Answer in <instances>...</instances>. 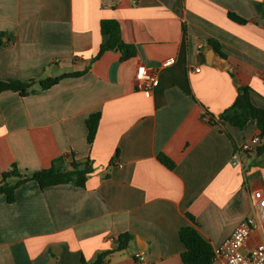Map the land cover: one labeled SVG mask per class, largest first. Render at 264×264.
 I'll use <instances>...</instances> for the list:
<instances>
[{
	"label": "crops",
	"instance_id": "0c3cea01",
	"mask_svg": "<svg viewBox=\"0 0 264 264\" xmlns=\"http://www.w3.org/2000/svg\"><path fill=\"white\" fill-rule=\"evenodd\" d=\"M102 20L118 22L133 57L108 51L90 63ZM0 40V82L87 70L25 97L0 93V180L13 167L30 176L70 155L92 167L84 188L29 181L12 204L0 196V264H80L104 252L107 264H137L138 252L145 264H182L181 228L214 249L254 213L249 191H264V158H231L257 129L227 124L231 141L208 116L229 108L239 87L264 110V0H0ZM139 66L155 72L148 96L136 89ZM263 232L264 224L250 243ZM122 234L131 239L117 251Z\"/></svg>",
	"mask_w": 264,
	"mask_h": 264
},
{
	"label": "trees",
	"instance_id": "16d2710c",
	"mask_svg": "<svg viewBox=\"0 0 264 264\" xmlns=\"http://www.w3.org/2000/svg\"><path fill=\"white\" fill-rule=\"evenodd\" d=\"M228 17L230 20L238 24H244L246 22L232 14H228ZM99 27L103 41L97 55L90 60V63L98 60L103 53L108 51L119 52L122 61L128 60L136 54L135 47L127 45L121 40L120 26L117 21L102 20ZM2 44L3 43L0 40V45ZM209 45L220 57H223L215 43L209 42ZM86 71L87 70L79 73H70L62 75L57 79H47L38 83L35 81H15L11 83L0 82V93L12 92L17 93L20 97H25L46 90L57 84L60 80L78 78L85 74ZM208 117L211 123L218 125L220 130L227 134L231 141L233 140L226 132L224 128L225 125L228 124L238 130H242L248 123H253L257 129L260 143L253 153L244 155L247 158L254 157L257 160L264 158V110L256 108L251 103L249 88H237L236 97L230 107L218 117L212 115H209ZM99 120V113L90 115L86 120L87 143L89 146H91L94 141ZM70 156L71 160L64 161V159H57L52 162L49 168L30 176H21L14 167L11 168L9 172L2 173L0 180V196H4L8 204H12L15 199L14 194L16 189L29 181L35 182L41 190H44L47 187L64 184H72L77 188H84L88 175L92 173L91 164L88 160L83 163L74 161L73 155ZM158 161L167 169L173 170L174 164L166 157L159 156ZM64 162L66 163V166ZM60 163L64 164V168H60ZM81 167H83V169H80ZM186 216L192 223L194 222L190 215L186 214ZM178 235L180 242L184 246V251L180 256L182 264H213V249L200 236L195 228L191 226L183 227L179 230ZM130 239L131 238L128 234L120 235L117 239V251L125 250L128 247ZM110 255V252L100 253L91 262H86L82 258L80 264H107Z\"/></svg>",
	"mask_w": 264,
	"mask_h": 264
},
{
	"label": "built area",
	"instance_id": "2783aa9c",
	"mask_svg": "<svg viewBox=\"0 0 264 264\" xmlns=\"http://www.w3.org/2000/svg\"><path fill=\"white\" fill-rule=\"evenodd\" d=\"M199 73L200 69L194 70ZM136 89L149 95L155 83V72L145 66H139L136 71ZM258 136L252 137L249 141L234 150L231 161L240 164V156L251 154L259 145ZM121 167L120 163H117ZM6 170L5 173L9 172ZM250 199L253 203L254 213L243 220L219 246L213 249V262L220 261L221 264H264V232L262 239L252 245L250 238L262 224H264V191L259 187L250 188ZM133 259L137 264H145L143 253H135Z\"/></svg>",
	"mask_w": 264,
	"mask_h": 264
},
{
	"label": "water",
	"instance_id": "95a60500",
	"mask_svg": "<svg viewBox=\"0 0 264 264\" xmlns=\"http://www.w3.org/2000/svg\"><path fill=\"white\" fill-rule=\"evenodd\" d=\"M202 51H203V49H202ZM222 61H224V60H222Z\"/></svg>",
	"mask_w": 264,
	"mask_h": 264
}]
</instances>
